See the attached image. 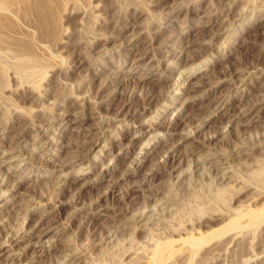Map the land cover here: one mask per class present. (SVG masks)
Wrapping results in <instances>:
<instances>
[{
  "label": "rangeland",
  "instance_id": "obj_1",
  "mask_svg": "<svg viewBox=\"0 0 264 264\" xmlns=\"http://www.w3.org/2000/svg\"><path fill=\"white\" fill-rule=\"evenodd\" d=\"M0 264H264V0H0Z\"/></svg>",
  "mask_w": 264,
  "mask_h": 264
},
{
  "label": "bare ground",
  "instance_id": "obj_2",
  "mask_svg": "<svg viewBox=\"0 0 264 264\" xmlns=\"http://www.w3.org/2000/svg\"><path fill=\"white\" fill-rule=\"evenodd\" d=\"M95 145V144H94ZM169 154V153H168ZM168 154H166L167 156H168ZM165 155V156H166ZM169 157V156H168ZM246 225V224H245ZM245 225H242L243 227L242 228H244L245 227ZM242 228L240 229V231L242 230ZM237 231V230H236ZM240 231H238V232H236V233H239Z\"/></svg>",
  "mask_w": 264,
  "mask_h": 264
}]
</instances>
